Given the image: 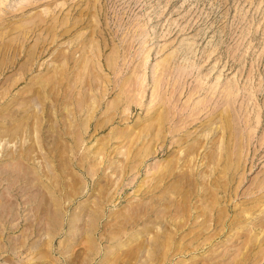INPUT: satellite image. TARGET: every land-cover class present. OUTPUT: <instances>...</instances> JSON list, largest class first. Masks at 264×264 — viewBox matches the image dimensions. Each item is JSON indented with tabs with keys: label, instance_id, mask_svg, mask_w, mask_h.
Listing matches in <instances>:
<instances>
[{
	"label": "rangeland",
	"instance_id": "374dc122",
	"mask_svg": "<svg viewBox=\"0 0 264 264\" xmlns=\"http://www.w3.org/2000/svg\"><path fill=\"white\" fill-rule=\"evenodd\" d=\"M0 264H264V0H0Z\"/></svg>",
	"mask_w": 264,
	"mask_h": 264
},
{
	"label": "bare ground",
	"instance_id": "6f19581e",
	"mask_svg": "<svg viewBox=\"0 0 264 264\" xmlns=\"http://www.w3.org/2000/svg\"><path fill=\"white\" fill-rule=\"evenodd\" d=\"M9 132V131H8ZM13 136V135H12ZM96 215V217H98V215L97 214H95Z\"/></svg>",
	"mask_w": 264,
	"mask_h": 264
}]
</instances>
